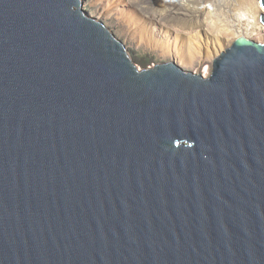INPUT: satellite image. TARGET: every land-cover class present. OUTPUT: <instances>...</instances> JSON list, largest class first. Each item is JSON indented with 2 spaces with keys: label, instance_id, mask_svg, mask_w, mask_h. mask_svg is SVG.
Returning <instances> with one entry per match:
<instances>
[{
  "label": "water",
  "instance_id": "1",
  "mask_svg": "<svg viewBox=\"0 0 264 264\" xmlns=\"http://www.w3.org/2000/svg\"><path fill=\"white\" fill-rule=\"evenodd\" d=\"M91 14L0 0V264H264V42L141 69Z\"/></svg>",
  "mask_w": 264,
  "mask_h": 264
},
{
  "label": "bare ground",
  "instance_id": "2",
  "mask_svg": "<svg viewBox=\"0 0 264 264\" xmlns=\"http://www.w3.org/2000/svg\"><path fill=\"white\" fill-rule=\"evenodd\" d=\"M98 2L108 18L113 13L122 16L137 44L171 55L177 65L192 66L197 57H215L239 36L249 40L264 36V27L259 23L264 8L258 0ZM241 10L245 13L243 19L238 17Z\"/></svg>",
  "mask_w": 264,
  "mask_h": 264
},
{
  "label": "rangeland",
  "instance_id": "3",
  "mask_svg": "<svg viewBox=\"0 0 264 264\" xmlns=\"http://www.w3.org/2000/svg\"><path fill=\"white\" fill-rule=\"evenodd\" d=\"M84 9L86 11L88 10L90 11L91 9L92 16L104 21L105 25L113 31L115 36L123 41V43L125 44L128 50H134L136 51V54H150L156 57L158 63L173 60V57L171 55L162 54L160 50L154 51L145 44H141V45L137 44L134 37L129 33L128 26L125 25V23L121 20L120 17L122 16L118 15L117 13H113L111 17L109 16L108 18L106 13H104L103 11V6L101 2H98V0H84ZM244 15L245 13L243 10H241L238 13V17L240 18H242L241 16L244 17ZM250 39L262 43L264 42V36H261L259 38H250ZM230 43L228 45H230ZM212 59L213 57L212 58L197 57L195 58L192 66L182 65L180 62L177 63L180 67H182L185 70L206 76L209 73Z\"/></svg>",
  "mask_w": 264,
  "mask_h": 264
},
{
  "label": "trees",
  "instance_id": "4",
  "mask_svg": "<svg viewBox=\"0 0 264 264\" xmlns=\"http://www.w3.org/2000/svg\"><path fill=\"white\" fill-rule=\"evenodd\" d=\"M89 12H91V9ZM129 52L131 54L133 61L141 69L151 67V66L158 63L156 57H154L150 54H136V51H134V50H129Z\"/></svg>",
  "mask_w": 264,
  "mask_h": 264
}]
</instances>
